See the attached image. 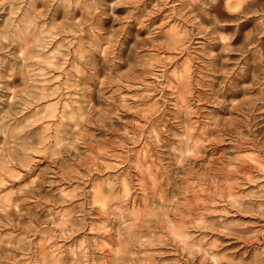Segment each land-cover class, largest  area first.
Listing matches in <instances>:
<instances>
[{"label": "clouds", "instance_id": "obj_1", "mask_svg": "<svg viewBox=\"0 0 264 264\" xmlns=\"http://www.w3.org/2000/svg\"><path fill=\"white\" fill-rule=\"evenodd\" d=\"M0 264H264V0H0Z\"/></svg>", "mask_w": 264, "mask_h": 264}]
</instances>
